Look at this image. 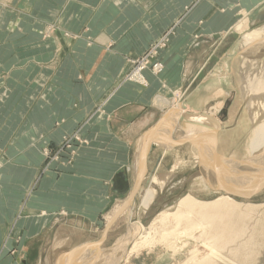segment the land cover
<instances>
[{"label":"rangeland","instance_id":"374dc122","mask_svg":"<svg viewBox=\"0 0 264 264\" xmlns=\"http://www.w3.org/2000/svg\"><path fill=\"white\" fill-rule=\"evenodd\" d=\"M103 5L109 8L110 13H106L109 17L105 14V19L100 21L99 16L102 13L98 11ZM216 5L217 8L219 7L217 11ZM252 6L255 7V13L249 9ZM257 9H261L260 13ZM262 9H264V0H0V155H2L0 171L5 163L7 164L5 150L13 142V138L16 139L19 135L17 134L19 125L15 126L7 122L8 119L15 117L13 109L8 112V105L15 106L16 110L22 112L28 102L39 100L40 96L45 94L47 99L53 101L55 90L59 89V85L69 89L72 81L74 85L85 81L84 75L76 76V69L71 79V69L78 68L79 73H86L85 69L90 67L93 61L91 58L98 46L105 48L107 52L116 47L111 52L112 59L110 58L111 61L107 65L115 77L113 88L103 97L106 100L110 93L116 90L115 86L119 88L125 84L140 64L146 63L148 69L152 70L156 63H161L162 55L168 52L171 45L178 44L176 51H179L182 49L183 42L189 39L194 51L198 52L201 47L203 54L201 61H196L200 65L194 66L192 70L194 73L186 72L182 84L174 89L180 90L187 99L191 93L190 90L196 84V74L207 70V74L211 72L210 74L218 78L221 63H224L230 71L232 64H240L238 47L246 35L257 31L262 26L263 21L260 20L264 16ZM251 14L258 15V19L253 20ZM97 23H106V25L96 28ZM238 26H240L239 29ZM106 34L112 41L119 38L121 42L117 45L112 41V43H104ZM91 46L94 50H90ZM100 60L101 57L98 62ZM25 68L29 69L31 75L22 74ZM226 81L223 82V90L215 92L207 99L212 100L220 91L225 93L224 96L222 94L224 100L217 99L210 106L222 103L221 113H216V116L219 114L216 125L222 131L235 132L237 123L242 118L243 107L238 100L235 84L230 76ZM174 90L171 92L170 99L173 97ZM103 99L92 108L90 119L101 115L102 106L99 107V105L103 103L101 102ZM211 100L209 103L212 102ZM230 109L233 115L227 117ZM20 126L23 125L20 124ZM73 134L64 135L62 142L49 140L48 144L46 143L42 148L40 153L42 157L45 156V159L41 175L55 172L57 165L59 166L57 169H65L63 165L75 161L76 158L72 160V157L74 158L81 145H86V141L82 140L78 133ZM248 137L250 138V134ZM241 140L243 141L240 142ZM244 142L247 143L243 134H239L232 148L229 144L231 150L240 147V158L248 155L249 144L247 143L246 148ZM231 150L228 149V151ZM188 154L187 151L180 152L179 158H184V163L176 169V178L173 180L175 190L166 198V205H172L168 208L169 212L176 210L177 198L186 192L197 194L196 196L202 200L213 201L217 198V195L207 197L194 181L188 182L181 191L179 186L182 183L181 180L200 171L198 163L196 167L193 156ZM178 160L175 156L163 160L158 171L161 180L168 179ZM199 164L202 163L199 162ZM163 193L166 195L168 192L163 190ZM137 197L124 214H119L111 222V228L107 231L102 246L104 250L90 264H103L106 257L115 258L112 261L109 259L106 264L123 263L122 258L125 252L127 253L137 239V235L130 237L133 233L130 227L135 226L134 222L147 227L158 216L157 207L154 209L155 212L146 214L140 207ZM123 201L124 197H111L108 208L98 215L94 228L85 229L83 239L79 235L82 233L80 230L75 240L85 242L101 240L107 217ZM240 202L263 205L257 208L258 213L256 211L250 213L243 221L247 226L243 236L234 240L232 230L227 228L226 235H214L212 227L204 221V228L195 229L198 226H194L192 230H189V227L186 228L188 224L183 222H180L176 229H172L174 226L172 221L167 224L158 223L152 245L144 244L140 250L133 252L124 264H264V188L253 194L250 199ZM0 203L3 206L4 203L1 200ZM232 215L231 224H234L237 222L236 213L233 212ZM57 216L59 222L48 229L47 233H50V236H47L44 248L39 252L36 247L38 250L34 251L35 258L39 259L41 256L42 264L46 262L52 264L57 255L67 252L78 244L67 242L55 248L54 232L65 223H68L67 226L71 228L72 223L71 219L65 218L66 215L62 212ZM21 219L16 218L15 223ZM199 221L202 220H197V224L200 223ZM2 222L0 221V224ZM11 231L9 230L7 236H0V260L10 256L16 263L29 264L30 254L25 255L24 247L20 242L21 236H13ZM168 231H171L168 234L170 239L161 240L163 234ZM137 233L138 230L135 234ZM10 237H14V249L3 252L6 239Z\"/></svg>","mask_w":264,"mask_h":264},{"label":"crops","instance_id":"0c3cea01","mask_svg":"<svg viewBox=\"0 0 264 264\" xmlns=\"http://www.w3.org/2000/svg\"><path fill=\"white\" fill-rule=\"evenodd\" d=\"M215 9L217 11L219 7L217 8L216 5ZM249 9L254 11L255 7ZM259 10L261 9H257ZM98 12L102 13L99 16L101 21L110 10L103 5ZM251 16L253 20L258 19V15L251 14ZM260 20L263 21L260 28H263L264 16ZM101 25L104 27L106 23H97L95 27ZM120 40L118 38L112 41L106 34L103 42H113L117 45ZM191 44L189 39L187 42L184 41L179 51H176L178 44L170 46L168 52L162 55L161 63L150 72L151 75H145L148 80L147 89L131 84H123L119 88L115 86L116 90L104 100L105 93L111 90L114 84L115 76L107 65L112 59L111 52L116 47L110 49L108 53L105 48L98 46L91 58L93 61L90 67L85 69L86 73H79L78 68L71 69V79L76 69V76L84 75L85 81L77 82L75 85L72 81L69 89L59 85V89L55 90L53 101L47 99L45 94L44 98L40 96L39 100L28 102L22 112L16 110L15 106L8 105V112L13 109L15 117L8 119L7 122L15 126L19 125L17 133L19 135L16 136L18 140L13 138L10 144L12 147L9 146L5 150L7 164L5 163L0 171L2 177H0V200L4 203L3 206L0 203V221H3L0 224V236H7L9 230H12L13 236L20 235L25 255L30 254L29 264H42L41 256L39 259L35 258L34 251L38 248L40 252L44 248L46 238L50 236L47 231L51 229L50 226L59 222L57 214L60 212L66 215L65 218H70L72 223L71 228L65 223L54 232L55 248L67 242L78 244H74L75 246L67 252L57 255L52 264H83L86 261L82 260L85 252L93 253V249L96 248L98 252L103 251L107 223L113 212L107 217L101 240L95 242L81 240V242L76 241L75 236L81 230L82 233L79 235L82 237L85 235V229L94 228L98 215L108 208L111 197H124L118 208L127 202L138 182L136 173L141 165L139 160L141 156H144L142 186L145 185L149 175L159 171L158 167H161V163L167 158L161 160L159 152L173 149L175 146L180 148L181 145L194 144L200 154L199 162L202 163L200 165L206 167L211 173L210 176H213L215 168L210 160L214 159L213 155L223 157L217 151L221 129L217 127L216 131L210 133L206 128V124L209 123L205 121L211 119L215 122L219 114L216 116L218 113L216 111L213 117H209L201 115V111L204 109L205 114L206 112L212 114L208 108L216 106L217 104L210 106L216 100L207 98L221 90L223 82L221 84L218 78L210 74L211 72L207 74V70L199 71L200 73L195 76L196 84L190 90L199 96L197 102H189L193 107L189 110L193 112L176 111L174 106L176 103L179 105L181 103L176 102L173 97L170 99L171 92L182 84L184 74L194 73L192 71L194 66L199 64L196 61H201L203 54L201 47L195 52ZM99 57L101 60L98 62ZM158 70L160 71L157 73ZM22 74L31 75L26 68L23 69ZM102 99L103 103L99 105L102 106L101 115L90 119L92 108ZM210 100L212 102L209 103ZM232 113L230 109L227 117H232ZM75 132L86 141V145L78 149L75 161L63 165L65 169H57L59 167L57 165L55 172L41 175L45 159L40 153L42 148L49 140L62 142L64 135ZM230 133L232 132L222 131L221 136L228 141ZM208 150H212V156ZM205 151L208 155L207 153L205 155ZM138 187L139 185L137 189ZM16 218L22 219L15 223ZM86 244L90 245L85 246ZM14 245V237L7 238L2 251H12ZM82 247L84 250L81 254H77ZM0 264H19V262L16 263L8 256L0 260ZM46 264L50 263L46 262Z\"/></svg>","mask_w":264,"mask_h":264},{"label":"bare ground","instance_id":"6f19581e","mask_svg":"<svg viewBox=\"0 0 264 264\" xmlns=\"http://www.w3.org/2000/svg\"><path fill=\"white\" fill-rule=\"evenodd\" d=\"M237 28L239 29L240 26H238ZM238 49L240 64H232V69L230 71L228 67L224 65V63H221L222 65L219 66L221 68V72L218 73L217 77L222 84V82H227V77L230 76V79H232L233 83L235 84L236 94L241 106L243 107V113L242 118L239 120V123H237V130L230 133V140L225 141L221 136L222 129L221 132H219L220 135L218 134L219 145L217 147V151L223 157L213 155L214 159L210 160L213 164V167L215 168V172L213 171L212 173L213 176H210L211 173L206 167H203L199 164L200 154L198 151H196L194 144L192 146L181 145L180 148L175 146V148L173 149H164L159 152L161 160L164 157L172 156L178 157L179 159L173 166L170 172L171 175L168 177V179L165 181L161 180L158 176V172L156 171L155 173L153 172L151 175H149V177H147V180H145L144 183L145 185L142 186L144 181V156H141L139 159L141 165L139 171L136 173V175H138L137 185H139V187L137 189L136 185L133 193L135 197L138 196L137 198L139 200L140 207L146 212V214L150 215L151 212H155L154 209L156 207L158 208L159 214L147 227L139 222H134L135 226L130 227L131 232L133 231V233L130 234V237L137 235V239L132 243L130 249L127 250V253L125 252L126 256L124 254L125 257L123 256V263L121 262V264L126 263L128 257L133 252L135 253L140 250V248L143 247L144 244L147 243L150 245L151 243L152 245V239L155 235L154 232L157 228L156 225L158 223L167 224L169 221H172L174 223L172 229H176L179 223L183 222L184 224H188L186 228L189 227V230H192L191 228H193L194 226H198L195 227V229L204 228V221L205 223H207V225H210V227H212V233L214 235H226L228 233L225 231L226 228L230 229V231L232 230L231 233L233 234L235 240L239 236H243L247 229V226L245 225V223H243V221H245L250 213H253L255 211L258 213L257 208L263 206L262 204H243L244 202L240 201L250 199L253 194L259 192L264 188V27L251 34L246 35L242 39V42L240 43ZM155 68L153 70H150L147 66H145V68H143L144 70L136 71L134 73L135 76L133 75V78L131 77L132 79L127 80L125 84H131L142 89H147L148 80L146 79L145 75H151L150 72L154 71ZM160 70H158L157 73ZM222 94L224 96L225 93L221 91L219 93H216L214 100H224ZM172 95L176 102L177 99H179L178 102L181 103L180 105L179 103H176L174 109L176 111H184L186 113L193 112L189 110L193 108L192 106H190V103L194 101L197 102L199 100V96L195 97L196 94H194L192 91L187 99L184 98V94L182 95L180 90H174V93H172ZM189 98L191 101L189 100ZM222 106V103H218L216 106L208 108V110L212 111V114H209V112H206L205 114V110L203 109L201 111V115L213 117L216 111H221ZM208 120L205 121L206 123H209H205L206 128L210 131V133H213V131H216L218 129V125H216V121L214 122V120L211 119L209 121ZM239 134H243L244 140L249 144L247 148V143L244 142L246 143L248 155L243 158H240V147H235L236 149L231 150V146L233 145L235 138L238 137ZM249 134L250 138L248 137ZM242 141L243 140H241L240 142ZM171 142L172 138L170 139V143ZM229 144L231 148L229 147ZM228 149L231 151H228ZM181 151L189 152V155L193 156L194 158V165L197 167L196 164L198 163V165L200 166V171H198V174H193L190 177H186L181 180L182 183L179 184L181 191H183L185 185L188 182L194 181L195 184L200 188V191L205 193L207 197L217 195V198L213 201L202 200L201 198L196 196L197 194L195 195L186 192L177 198L175 202L176 210L174 212H169L168 208L172 205H166V198L175 190V183H173V180L176 178V169L179 167V165L184 163V159L179 158ZM208 151L212 156V150ZM206 153L208 155L207 151H205V155ZM76 156L77 153L75 154L74 158H76ZM74 158L72 157V160ZM242 164H244V167H239V171H233L235 165L241 166ZM247 171L250 172L246 173ZM163 190L164 192L166 190L168 193L165 195L163 193ZM134 196L132 197L131 203L134 202ZM129 207H124V205H122V207H117V209L113 211V214L107 223V231L111 225V222L119 214H124V212H126ZM233 212L236 213L237 222L231 224V222H233ZM197 220L202 221H199L200 223L197 224ZM136 230H138L137 234H135ZM169 232L171 231L165 232L163 234V237L161 236V240L170 239V237H168V234H170ZM89 245L90 244H86L85 246ZM83 247L79 250L80 254L84 250ZM93 251V253L89 254H86V252L84 253L85 257L82 258V260L86 261H84L83 264H90V262L93 263L94 260L98 258V256L102 252H98L99 250L97 248L93 249ZM109 259H111V261L113 259L115 260V258L106 257L103 264H106Z\"/></svg>","mask_w":264,"mask_h":264},{"label":"water","instance_id":"95a60500","mask_svg":"<svg viewBox=\"0 0 264 264\" xmlns=\"http://www.w3.org/2000/svg\"><path fill=\"white\" fill-rule=\"evenodd\" d=\"M244 163H245V162H244ZM236 164H237V163H236ZM239 167H244V164H242L241 166H237V165H235L233 171H239ZM241 172H244V171H241ZM249 172H250V171H247L246 173H249ZM244 175H245V173H244ZM118 177H120V176H118ZM133 196H134V193L132 192V194L130 195V197H129L127 203L124 204V207H129V206H130V203H131V200H132V197H133ZM77 253H80V252H77ZM76 255H77V254H76Z\"/></svg>","mask_w":264,"mask_h":264},{"label":"built area","instance_id":"2783aa9c","mask_svg":"<svg viewBox=\"0 0 264 264\" xmlns=\"http://www.w3.org/2000/svg\"><path fill=\"white\" fill-rule=\"evenodd\" d=\"M145 65H146V63H144V64H140V66L139 67H137V69L134 71V73L136 72V71H138V70H144L143 68H145ZM156 65H158V63H156L155 65H154V67L152 68V70L156 67ZM147 66V65H146ZM134 73L131 75V77L134 75ZM135 76V75H134ZM129 78V79H132V78Z\"/></svg>","mask_w":264,"mask_h":264}]
</instances>
